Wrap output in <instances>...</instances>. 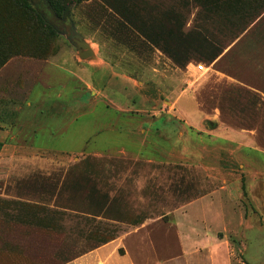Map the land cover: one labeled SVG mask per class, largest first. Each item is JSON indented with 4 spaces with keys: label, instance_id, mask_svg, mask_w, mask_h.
Masks as SVG:
<instances>
[{
    "label": "rangeland",
    "instance_id": "1",
    "mask_svg": "<svg viewBox=\"0 0 264 264\" xmlns=\"http://www.w3.org/2000/svg\"><path fill=\"white\" fill-rule=\"evenodd\" d=\"M28 1L56 35L17 0H0L11 45L28 52L0 70V264H64L148 222L159 255L174 253V221H190L174 211L219 190L232 193L221 198H232V219L208 204L194 218L207 222L232 264H264V18L250 25L248 16L264 0H218V8L215 0L71 3L63 16L94 52L85 60L63 34V16L46 0ZM169 30L194 52L220 55L178 67L156 45ZM71 105V134L88 145L74 153L38 147L46 122ZM193 110L199 119L186 115ZM122 121L145 140L143 160H122ZM218 130L237 136L214 141ZM170 155L178 159L169 165L145 160ZM183 156L190 164H180ZM35 157L61 159L46 168L25 163Z\"/></svg>",
    "mask_w": 264,
    "mask_h": 264
},
{
    "label": "crops",
    "instance_id": "2",
    "mask_svg": "<svg viewBox=\"0 0 264 264\" xmlns=\"http://www.w3.org/2000/svg\"><path fill=\"white\" fill-rule=\"evenodd\" d=\"M10 63H8L5 67H8ZM68 73L75 75L73 71H69ZM86 85L88 90L92 91V95H94L95 87L91 81L86 82ZM123 91L122 106L126 104ZM98 92L103 94L101 90ZM29 105L30 104H28V106ZM126 110L122 108V117L125 115L124 113H126ZM72 114L73 105H71L68 109L63 108L59 114H57V122H51L48 120L46 122V128L36 136L37 146L40 148L53 147L70 150L71 153H74L73 151L76 149L86 147L88 145V138L85 135H82V139L79 140L78 144H76L77 140L75 137L73 138V135L71 134V129L74 128V124H71L72 121L70 118ZM186 115H189L192 120H196V118L199 119L201 117V113L194 110L193 112H186ZM123 123L124 121H122V160L132 159V157L133 160L136 161L143 160L142 150L143 148H146L144 145L145 140H143L141 136H137L134 127L127 128L128 126H123ZM64 128H66V131L62 132V134L58 135V133H56L57 130H63ZM217 132L222 133L216 134L213 140L217 141L221 137V139H223L222 142H226V144L233 138V136H237V131L235 132L233 130H230V132L226 130H218L215 133ZM181 137L185 139V133H181ZM58 140L66 142L65 146L63 147L56 143ZM101 141L102 146L106 144L103 148L110 147L109 142H106L104 138H101ZM128 153L132 155L131 158L126 157V154ZM60 159L61 158L57 159L55 157H35L33 159H28L25 163L28 165H40L46 168V166L57 164ZM174 159L178 158L170 155V157H167V159L164 160L161 159V161L148 157L145 160L149 164L162 162L169 165L176 162ZM180 161H182V163H180L181 165H187L191 162L188 156H183ZM199 163V165H202V160H200ZM228 195L231 197L232 193L227 194L225 190H219L214 192L212 195H204L203 197L188 203L183 208L174 211V218L175 214H181V216H185L188 220H190L185 223L182 222L183 224L180 223L178 219L177 221L176 219L174 221V227L176 229L175 237L177 240L176 244L180 246V248H178V250L174 253L162 256L159 255L157 247H155L154 242L152 241L155 233L149 229L152 228V226H150L148 222L142 224L135 230L124 233L118 238L88 251L84 255L77 257L66 264H232L230 258L231 256L224 255V253L220 250L219 244L222 243V241L218 240L213 235H208L209 233L207 229L209 227L206 226L207 222H205L202 218H194L193 215L196 211L201 210L205 204H208V206L216 208L218 214L220 215L219 218L223 220L225 219V222L228 218L232 219V198L221 199L222 197ZM211 196H215V198L212 199ZM227 211L229 214H227ZM191 240H203V244H199L200 247H198L197 243H195V247H190V244H187V242Z\"/></svg>",
    "mask_w": 264,
    "mask_h": 264
},
{
    "label": "trees",
    "instance_id": "3",
    "mask_svg": "<svg viewBox=\"0 0 264 264\" xmlns=\"http://www.w3.org/2000/svg\"><path fill=\"white\" fill-rule=\"evenodd\" d=\"M17 1L20 4V7H21L22 11L31 14L35 18L36 22L44 30H46L50 36H55L56 35V33L52 29V27L50 25H48L40 15L37 14V12L32 7V5L29 3L28 0H17ZM84 1H87V0H72V2H70L68 4H61V3H59V2H57L55 0H46V2L51 7V9L54 12V14L56 16H58V17H62L63 16L64 12L69 7V4H71V3L80 4V3L84 2ZM215 1H216V3L218 2V0H215ZM205 7H206L207 11L212 12L214 6L211 5L210 3H206ZM215 7L218 8V3H217V5ZM8 12H10V11L7 10L5 15ZM263 14H264V4L260 5V7L259 6L258 7H255V6L252 7V11L251 12H250V10H248V16L251 17V22L249 24L250 25L253 24L259 18H261L260 19V21H261L264 18V16H262ZM122 16H124V18L127 19L128 13H127V16H125L124 13H122ZM127 20L130 21L129 18ZM8 21H9V16H8V19H7V15H6V17L4 19L3 18L0 19V70L12 58H15V57H18V56H22V55L28 53V52H25V51H27V49L24 48V46L14 47V46L11 45V41H13L15 36H14L13 32H11V30L8 29V27H7ZM160 33L161 34H159V36H158V42H157L156 45L158 47H160L161 50L178 67H185L189 63H191L192 61H197V59L198 60H202L205 63L211 64L220 55V53H209L208 50L207 51H205V50H196V52L192 51L190 49V47H187V46L183 45V42L186 43V41H184L183 35L175 34L171 30H169V31H161ZM172 42H175L177 44V46L174 45ZM2 149H3V143L0 142V154L2 152ZM97 247H99V246H96V247L92 248L91 250H93V249H95ZM91 250H89V251H91ZM87 252L88 251H85V252L77 254L74 258L68 260L64 264L69 263L70 261L76 259L77 257H80V256L84 255Z\"/></svg>",
    "mask_w": 264,
    "mask_h": 264
},
{
    "label": "water",
    "instance_id": "4",
    "mask_svg": "<svg viewBox=\"0 0 264 264\" xmlns=\"http://www.w3.org/2000/svg\"><path fill=\"white\" fill-rule=\"evenodd\" d=\"M63 34H66L68 36V39L74 44V46L79 51V55L82 59H89L94 57V52L91 49L90 45L85 41L83 36H81L74 24L67 29V27H64Z\"/></svg>",
    "mask_w": 264,
    "mask_h": 264
},
{
    "label": "flooded vegetation",
    "instance_id": "5",
    "mask_svg": "<svg viewBox=\"0 0 264 264\" xmlns=\"http://www.w3.org/2000/svg\"><path fill=\"white\" fill-rule=\"evenodd\" d=\"M60 20L64 24V26L67 27V29H69L72 26V23L69 17L63 16Z\"/></svg>",
    "mask_w": 264,
    "mask_h": 264
},
{
    "label": "built area",
    "instance_id": "6",
    "mask_svg": "<svg viewBox=\"0 0 264 264\" xmlns=\"http://www.w3.org/2000/svg\"><path fill=\"white\" fill-rule=\"evenodd\" d=\"M198 68L200 71H202V70H204L205 67L203 65H200V66H198Z\"/></svg>",
    "mask_w": 264,
    "mask_h": 264
}]
</instances>
